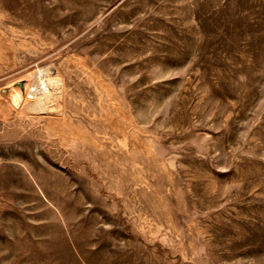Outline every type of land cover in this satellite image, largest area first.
Wrapping results in <instances>:
<instances>
[{
  "label": "rangeland",
  "instance_id": "1",
  "mask_svg": "<svg viewBox=\"0 0 264 264\" xmlns=\"http://www.w3.org/2000/svg\"><path fill=\"white\" fill-rule=\"evenodd\" d=\"M3 87L0 264H264V0H0Z\"/></svg>",
  "mask_w": 264,
  "mask_h": 264
},
{
  "label": "water",
  "instance_id": "2",
  "mask_svg": "<svg viewBox=\"0 0 264 264\" xmlns=\"http://www.w3.org/2000/svg\"><path fill=\"white\" fill-rule=\"evenodd\" d=\"M25 84H26V81L25 80H21V81H18L15 83V86H18L22 91L24 90L25 88ZM10 87H3L0 89V92L4 95H6L9 91Z\"/></svg>",
  "mask_w": 264,
  "mask_h": 264
}]
</instances>
